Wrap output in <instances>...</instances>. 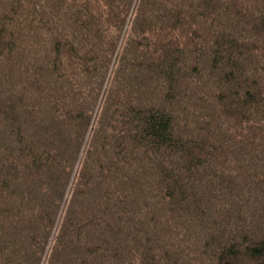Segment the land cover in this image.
Instances as JSON below:
<instances>
[{
    "label": "trees",
    "instance_id": "16d2710c",
    "mask_svg": "<svg viewBox=\"0 0 264 264\" xmlns=\"http://www.w3.org/2000/svg\"><path fill=\"white\" fill-rule=\"evenodd\" d=\"M0 264H264V0H0Z\"/></svg>",
    "mask_w": 264,
    "mask_h": 264
}]
</instances>
